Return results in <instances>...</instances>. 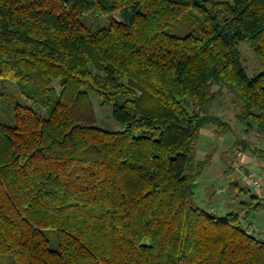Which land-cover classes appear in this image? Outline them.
<instances>
[{
	"label": "trees",
	"instance_id": "obj_1",
	"mask_svg": "<svg viewBox=\"0 0 264 264\" xmlns=\"http://www.w3.org/2000/svg\"><path fill=\"white\" fill-rule=\"evenodd\" d=\"M115 12L124 21H85ZM194 12L196 34L167 32ZM244 42L263 66L253 77ZM4 80L43 115L12 98L13 123L0 116V255L264 264V240L246 223L262 205L256 192L243 217L193 202L195 145L217 90L242 101L245 133L264 135V0H0V110ZM91 96L120 130L96 126Z\"/></svg>",
	"mask_w": 264,
	"mask_h": 264
},
{
	"label": "rangeland",
	"instance_id": "obj_2",
	"mask_svg": "<svg viewBox=\"0 0 264 264\" xmlns=\"http://www.w3.org/2000/svg\"><path fill=\"white\" fill-rule=\"evenodd\" d=\"M112 19L124 21V14L115 12L104 17L89 15L85 21L92 28H97L107 26ZM199 25L198 14L194 12L172 24L167 32L176 36H184L188 33L196 34L199 31ZM239 50L242 65L249 77L258 75L263 71L260 60L247 42L242 43ZM7 82L9 81H3L8 93L0 110L1 120L4 123L9 125L13 123V110L10 106L7 108L6 105L12 98L15 100L14 103L18 102L30 106L43 115L36 105L20 96L14 85ZM217 93L221 97L220 101L210 105V113L215 118L212 123L206 124L199 131L195 145L194 161L195 163H202L203 168L195 184L193 202L195 206L216 216L234 212L243 217L244 211L241 203H250L255 191L253 188L245 186L242 175L234 172V168L232 170V163L238 149H242L246 156L255 159L256 156L252 153L253 149L257 148L262 151L257 154L260 155L259 159L264 160V135H256L253 132L244 133L245 127L238 118L243 109V104L235 93L228 91L225 87L220 91L217 90ZM91 100L96 117V126L108 131L120 130L121 127L112 119L111 108L100 106L97 97L91 96ZM184 105L190 109L187 98L184 99ZM248 148H252V150L249 151ZM257 163L259 162H254L245 167L243 165V167L251 174L264 179V169ZM246 223L254 230L256 236L264 240V205L252 212ZM0 264H14V261L9 255H0Z\"/></svg>",
	"mask_w": 264,
	"mask_h": 264
},
{
	"label": "built area",
	"instance_id": "obj_3",
	"mask_svg": "<svg viewBox=\"0 0 264 264\" xmlns=\"http://www.w3.org/2000/svg\"><path fill=\"white\" fill-rule=\"evenodd\" d=\"M237 156L238 161L233 164L234 171L242 175L243 180L254 189L258 197L264 203V182L259 177L243 169V161L241 160L242 153L240 151L237 153ZM248 230H251V228H249Z\"/></svg>",
	"mask_w": 264,
	"mask_h": 264
},
{
	"label": "crops",
	"instance_id": "obj_4",
	"mask_svg": "<svg viewBox=\"0 0 264 264\" xmlns=\"http://www.w3.org/2000/svg\"><path fill=\"white\" fill-rule=\"evenodd\" d=\"M244 133H245V130H244ZM249 144V143H248ZM250 150H252V148H250L249 149V151ZM258 152H262L261 150H259V149H257V148H254L253 149V153H252V155H254V156H256V158L254 159L253 157H251V156H246L245 155V158H244V160H243V165H244V167L245 166H247V165H250V164H252V163H254V162H259V163H257L262 169H264V160L263 159H259V157H260V155H257L258 154ZM263 158H264V155H263ZM231 166V165H230ZM260 178V177H259ZM260 179H262V181L264 182V179L263 178H260ZM243 182L246 184L245 186H247V187H249L248 186V184L243 180ZM262 205H264V203L262 202ZM248 227H250V226H248ZM251 230H253V229H251ZM254 231V230H253Z\"/></svg>",
	"mask_w": 264,
	"mask_h": 264
}]
</instances>
